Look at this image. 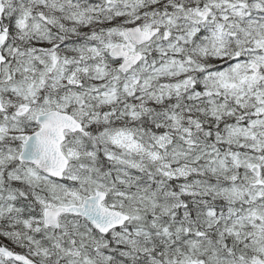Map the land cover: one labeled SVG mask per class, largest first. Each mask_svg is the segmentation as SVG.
<instances>
[{
    "label": "snow or ice",
    "instance_id": "obj_1",
    "mask_svg": "<svg viewBox=\"0 0 264 264\" xmlns=\"http://www.w3.org/2000/svg\"><path fill=\"white\" fill-rule=\"evenodd\" d=\"M0 264H264V0H0Z\"/></svg>",
    "mask_w": 264,
    "mask_h": 264
}]
</instances>
